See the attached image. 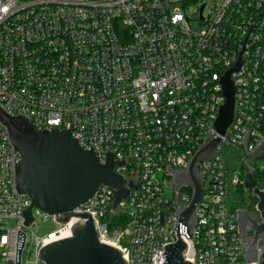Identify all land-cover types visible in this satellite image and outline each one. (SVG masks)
Listing matches in <instances>:
<instances>
[{"label":"built area","instance_id":"obj_1","mask_svg":"<svg viewBox=\"0 0 264 264\" xmlns=\"http://www.w3.org/2000/svg\"><path fill=\"white\" fill-rule=\"evenodd\" d=\"M246 39V41H245ZM245 41V43H244ZM244 43V46H243ZM231 72L234 108L221 143L197 165L202 197L184 257L192 264H258L245 258L236 211L245 176L264 191V0H0V109L28 119L36 130H67L103 163L107 154L128 198L113 207V190L101 186L75 209L93 215L100 242L117 248L125 264H162L165 245L176 241L178 202L192 189H175L174 173L187 168L213 124L222 95L220 78ZM240 154L229 167L222 147ZM21 160L0 123V264H42L40 248L70 236L17 192ZM169 167L170 169H166ZM173 170V171H172ZM257 204V200H256ZM256 204L252 212L255 211ZM250 212V211H249ZM52 220L39 237L33 228ZM264 244V238L261 240Z\"/></svg>","mask_w":264,"mask_h":264},{"label":"water","instance_id":"obj_2","mask_svg":"<svg viewBox=\"0 0 264 264\" xmlns=\"http://www.w3.org/2000/svg\"><path fill=\"white\" fill-rule=\"evenodd\" d=\"M242 51L243 47L234 68H229L222 77H219L222 95L226 98L225 104L219 107V115L213 124L219 135L212 138L209 131L196 153L188 160L187 168L178 174L172 170L175 189L180 185L190 187L192 196L190 203L184 208L178 202L174 229L176 241L165 245L162 264H192L184 257L187 250L184 238H192L194 212L202 197L203 180L198 174L197 165L209 160L221 143L220 136H224L231 122L234 86L229 75L231 72L237 73L242 65ZM0 123L8 132L11 146L21 156V160L15 166V186L19 194L28 196L31 201L30 208L23 213L24 226L28 227L32 221L33 207L48 216H53L59 224L66 225L72 222L70 236L40 248L39 261L42 264H125L117 248L100 242L93 215L87 211L74 212L77 207L90 200L101 186L113 190L114 208L127 199L134 184L129 182L125 186L122 176L114 170L123 163L114 162L112 154H107L105 161L101 163L92 150L82 149L67 130L39 131L28 119L9 116L1 109ZM248 133L249 130L243 136L246 156L251 155L264 143V139L260 140L252 151H248L246 143ZM244 187L251 190L257 204L254 212L244 209L236 211L240 240L245 258L250 262L254 261L259 247L258 264H264V244L261 242L264 238V191L256 187L252 173L245 176ZM24 243L25 234L20 233L15 262L8 260L7 264H21Z\"/></svg>","mask_w":264,"mask_h":264},{"label":"rangeland","instance_id":"obj_3","mask_svg":"<svg viewBox=\"0 0 264 264\" xmlns=\"http://www.w3.org/2000/svg\"><path fill=\"white\" fill-rule=\"evenodd\" d=\"M240 152L235 147H222V155L223 159L227 162L229 167H233L236 165L237 157ZM237 198L241 200L239 206H249L251 203V197L246 193H242L241 195H237ZM56 228L55 223L52 220H48L46 222L39 223L36 227L33 228V233L35 236H43L47 232L54 230Z\"/></svg>","mask_w":264,"mask_h":264},{"label":"trees","instance_id":"obj_4","mask_svg":"<svg viewBox=\"0 0 264 264\" xmlns=\"http://www.w3.org/2000/svg\"><path fill=\"white\" fill-rule=\"evenodd\" d=\"M256 204V200L255 199H251V203H250V205L248 206V210L249 211H252V209H253V207H254V205Z\"/></svg>","mask_w":264,"mask_h":264},{"label":"flooded vegetation","instance_id":"obj_5","mask_svg":"<svg viewBox=\"0 0 264 264\" xmlns=\"http://www.w3.org/2000/svg\"><path fill=\"white\" fill-rule=\"evenodd\" d=\"M250 212H252V211H250ZM251 236V234H249V237Z\"/></svg>","mask_w":264,"mask_h":264}]
</instances>
